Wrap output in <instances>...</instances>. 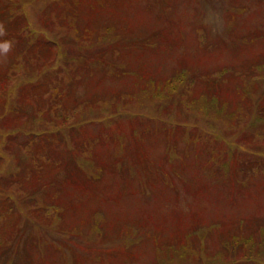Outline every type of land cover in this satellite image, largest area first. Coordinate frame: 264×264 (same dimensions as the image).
Masks as SVG:
<instances>
[{"label": "rangeland", "instance_id": "374dc122", "mask_svg": "<svg viewBox=\"0 0 264 264\" xmlns=\"http://www.w3.org/2000/svg\"><path fill=\"white\" fill-rule=\"evenodd\" d=\"M0 264H264V0H0Z\"/></svg>", "mask_w": 264, "mask_h": 264}, {"label": "clouds", "instance_id": "9594fccd", "mask_svg": "<svg viewBox=\"0 0 264 264\" xmlns=\"http://www.w3.org/2000/svg\"><path fill=\"white\" fill-rule=\"evenodd\" d=\"M10 47L11 45L7 41H5L3 44H0V48H2L5 53L8 52Z\"/></svg>", "mask_w": 264, "mask_h": 264}]
</instances>
